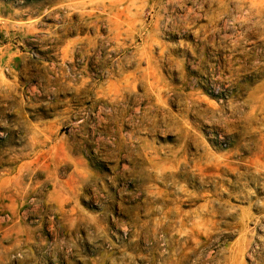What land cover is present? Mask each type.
Here are the masks:
<instances>
[{
    "label": "rangeland",
    "instance_id": "rangeland-1",
    "mask_svg": "<svg viewBox=\"0 0 264 264\" xmlns=\"http://www.w3.org/2000/svg\"><path fill=\"white\" fill-rule=\"evenodd\" d=\"M247 6L0 0V264H264Z\"/></svg>",
    "mask_w": 264,
    "mask_h": 264
},
{
    "label": "bare ground",
    "instance_id": "bare-ground-1",
    "mask_svg": "<svg viewBox=\"0 0 264 264\" xmlns=\"http://www.w3.org/2000/svg\"><path fill=\"white\" fill-rule=\"evenodd\" d=\"M218 1L224 2L226 0H218ZM246 4L248 5L246 10H257V11L264 10V0H242V7L243 5H246Z\"/></svg>",
    "mask_w": 264,
    "mask_h": 264
}]
</instances>
